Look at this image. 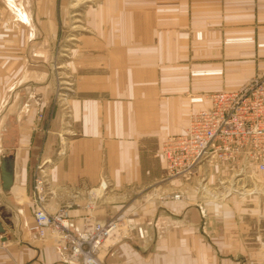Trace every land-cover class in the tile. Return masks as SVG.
<instances>
[{"label":"crops","instance_id":"crops-1","mask_svg":"<svg viewBox=\"0 0 264 264\" xmlns=\"http://www.w3.org/2000/svg\"><path fill=\"white\" fill-rule=\"evenodd\" d=\"M48 1L36 0L31 25L28 0H0V24L18 20L0 30V155L15 160L9 194L0 168V234L8 239L0 264H78L32 231L35 165L44 170L45 204H68L73 230L82 229L89 191L107 180L94 216L106 222L119 214L128 229L107 264H238L240 253L264 263V236L254 233L264 195L205 200L187 187L226 171L204 167L168 180L161 153L164 139L184 133L191 113L209 105L206 94L264 73V0H88L67 62L69 89L53 105L47 41L58 26ZM34 30L41 41L29 36ZM256 179L264 187V173ZM153 186L186 191L139 204L136 196ZM242 204H263L261 217L255 205L243 219ZM254 237L255 252L242 243Z\"/></svg>","mask_w":264,"mask_h":264},{"label":"built area","instance_id":"built-area-1","mask_svg":"<svg viewBox=\"0 0 264 264\" xmlns=\"http://www.w3.org/2000/svg\"><path fill=\"white\" fill-rule=\"evenodd\" d=\"M206 98L209 105L191 113L184 133L164 139L161 153L166 162V178L190 179L204 167H221L231 178L234 190L240 181L255 184L257 175L264 173V73L238 89L209 92ZM39 170L44 171L41 166ZM41 173L35 185L34 232L59 247L67 259L80 264H107V252L124 237L120 220L98 221L94 216L97 195L91 191L82 229L73 231L67 206L55 212L47 210L46 181ZM107 187L104 178L99 190ZM201 187L205 190V183ZM185 191L172 190L160 198L178 200ZM7 243L8 239L0 234V248Z\"/></svg>","mask_w":264,"mask_h":264},{"label":"rangeland","instance_id":"rangeland-1","mask_svg":"<svg viewBox=\"0 0 264 264\" xmlns=\"http://www.w3.org/2000/svg\"><path fill=\"white\" fill-rule=\"evenodd\" d=\"M87 2L89 3L90 1H88V0H49L48 1V8L56 11L55 19H56V24L58 26V31H57L56 35L47 41L48 42V49H49L48 52L50 54V57H49V69H50L49 73H50V78L52 79V81L54 83V92H53V96L49 100V105L57 104L59 101H61V99L63 97L62 94H65L66 90L68 91V89H69V87L68 88L65 87L68 85V81H69V75H68L69 73L67 71V62L73 56V53H74L73 48L75 47L76 41L79 40V36L83 33L82 31L85 30V27H84L85 26L84 9H85ZM25 4H26L25 7L27 9H29L30 13H31L30 14L31 16L28 19L29 23L31 25H35L36 20H35V15L32 13V10L34 12V10L36 8V0H28V2ZM7 18H8V21L6 22V24L5 23L0 24V30H1V27L5 28V26L10 27V25L11 26L18 25L17 24L18 20L16 17L12 18L10 16ZM29 36L31 38L35 37L36 41L37 40L41 41L40 40L41 35L37 32V30L31 31ZM32 171H33V177H32L33 186H32V191H31L30 197H31V203L33 204L35 193H36V189H35L36 178L38 175H40V173L42 171L39 170V165H35L34 169L32 168ZM165 178H166V175H165ZM45 181H46V179H45ZM256 181H258V180L256 179ZM203 183H207V180L201 181V184L197 185L198 186L197 191L199 192L198 194L202 195L203 199L210 200V201H220L221 199L223 201V200H226L227 197L229 198V196L237 195L238 196L237 198L239 199V201H241L243 203H245V201H247V200H255L253 202H256V201H261V198L264 195V187L263 186L258 185V184L257 185L252 184V183L248 184L247 180H245L244 182L240 181V183L235 186V187H237L236 188L237 190H234V188H233L234 186L232 185L230 177L218 178L212 174L205 190H202V187H201L203 185ZM46 186H47V182L44 183V188H45V191L47 194V198H46V201H47L49 192H48ZM199 187H200V189H199ZM99 188H100V184H99L98 188H95L94 190L89 191V193L91 191H93V193H95L94 195H97L96 203H97L98 198L101 196V192L98 191ZM187 188L189 190V193L194 194V195L197 194L195 192L196 189H195V186L193 184L188 186ZM171 191L172 190H164L158 186H153V187H150V188L144 190L140 194H138L136 196V198L138 197V203L139 204H147L148 202H158V204H163L164 202H166L168 200H166V201L162 200L160 198V195L169 193ZM136 198H134V199H136ZM87 199H88V195H87ZM64 205L67 206V208L69 210L68 204H59L55 207L54 210H50L47 207V204H45L47 210L50 212H55L59 207L64 206ZM206 205L208 206L209 204H206ZM255 205H257V208H259L258 209L259 210L258 216L261 217V214L263 212V204H255ZM255 205L254 204H242V210H241L242 212L239 213V216H241L243 219L246 217H249L248 216L249 213H247V211H251V207H255ZM33 206H34V204H33ZM206 216L208 218L209 216L212 217L213 215L207 211ZM114 218L120 220L121 227L123 228V234H124L123 238H125L128 234L127 225L125 223H123V219L119 216V214L115 215L111 219H114ZM111 219H109V220H111ZM244 228H246V227H244ZM263 228H264V221H262V222L260 221V222L256 223V226H254V230H255L254 233L256 234V232L257 233L260 232V233H263V236H264ZM32 231H34V230L32 229ZM73 231L78 232L79 230H73ZM262 239L264 240V238H262ZM121 240H119L117 243H119ZM245 240H249V241L248 242L242 241V243L244 245H249L250 247H252V249H250L251 251L252 250H254L253 252H255V250L259 251V248L261 247V243H260V241L257 240L256 237H254L253 239H245ZM55 247H57V246H55ZM57 248H59V247H57ZM248 256H250V255L248 254ZM235 258L238 259L237 260L239 262L238 264H244L245 261H246L245 262L246 264H260L259 257L246 258L245 254L240 253L238 255V257H235ZM221 259H223V258H221ZM68 260H70V259H68ZM71 261H75L78 264H80V262H78L76 260H71ZM262 264H264V263H262Z\"/></svg>","mask_w":264,"mask_h":264},{"label":"water","instance_id":"water-1","mask_svg":"<svg viewBox=\"0 0 264 264\" xmlns=\"http://www.w3.org/2000/svg\"><path fill=\"white\" fill-rule=\"evenodd\" d=\"M0 168L3 191L9 194L15 183V160L12 154L0 155Z\"/></svg>","mask_w":264,"mask_h":264}]
</instances>
